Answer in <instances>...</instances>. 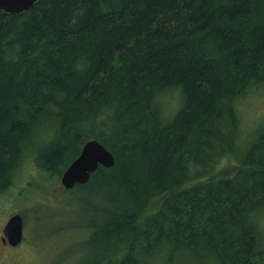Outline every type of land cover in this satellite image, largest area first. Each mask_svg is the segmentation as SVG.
Here are the masks:
<instances>
[{"label":"trees","instance_id":"16d2710c","mask_svg":"<svg viewBox=\"0 0 264 264\" xmlns=\"http://www.w3.org/2000/svg\"><path fill=\"white\" fill-rule=\"evenodd\" d=\"M263 84L264 0L0 9V194L30 153L58 184L96 138L116 163L69 190L102 209L80 264H264V124L246 141L236 107ZM106 188L115 204L92 206Z\"/></svg>","mask_w":264,"mask_h":264},{"label":"rangeland","instance_id":"374dc122","mask_svg":"<svg viewBox=\"0 0 264 264\" xmlns=\"http://www.w3.org/2000/svg\"><path fill=\"white\" fill-rule=\"evenodd\" d=\"M181 92L180 88L166 91L162 96L166 108L176 110L181 105ZM236 107L242 117V137L247 141L258 125L264 124V84L253 87L247 97L237 101ZM236 161L224 157L213 176H229ZM17 180L13 190L0 194V264H78L83 258L80 251L86 245L92 252L102 243L98 240L102 230L97 225L93 228V220L103 222L102 209L99 212L88 207L86 196L82 200L83 196L71 193L60 181L54 185L36 167L33 153L26 156ZM91 201L94 207L115 204L108 188ZM16 212L23 215L25 238L18 246H12L2 240L3 227Z\"/></svg>","mask_w":264,"mask_h":264},{"label":"water","instance_id":"95a60500","mask_svg":"<svg viewBox=\"0 0 264 264\" xmlns=\"http://www.w3.org/2000/svg\"><path fill=\"white\" fill-rule=\"evenodd\" d=\"M37 0H0V9L10 13H21L33 7ZM116 163L114 153L96 138L88 139L80 153L63 171L60 182L67 189L90 181L92 175L101 167H112ZM22 213L12 214L3 227L4 243L18 246L25 238Z\"/></svg>","mask_w":264,"mask_h":264},{"label":"bare ground","instance_id":"6f19581e","mask_svg":"<svg viewBox=\"0 0 264 264\" xmlns=\"http://www.w3.org/2000/svg\"><path fill=\"white\" fill-rule=\"evenodd\" d=\"M101 142V141H100Z\"/></svg>","mask_w":264,"mask_h":264}]
</instances>
